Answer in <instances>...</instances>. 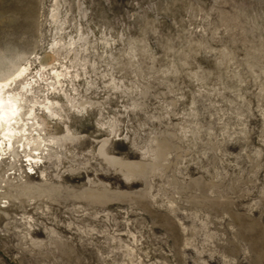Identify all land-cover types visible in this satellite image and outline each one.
I'll list each match as a JSON object with an SVG mask.
<instances>
[{
	"label": "rangeland",
	"instance_id": "obj_1",
	"mask_svg": "<svg viewBox=\"0 0 264 264\" xmlns=\"http://www.w3.org/2000/svg\"><path fill=\"white\" fill-rule=\"evenodd\" d=\"M27 62L61 109L0 161V264H264V0H0V78Z\"/></svg>",
	"mask_w": 264,
	"mask_h": 264
},
{
	"label": "bare ground",
	"instance_id": "obj_2",
	"mask_svg": "<svg viewBox=\"0 0 264 264\" xmlns=\"http://www.w3.org/2000/svg\"><path fill=\"white\" fill-rule=\"evenodd\" d=\"M57 3H53L50 10L49 20L51 18L52 23L57 21ZM82 13L83 11L80 14ZM62 33H65V28L63 26H59L57 31L54 33V35L56 34L58 36L59 41L55 42L56 40L53 38L50 49L57 47V45L61 43L62 38L60 37ZM69 41L70 42H68L67 47L72 48L74 43L71 40ZM28 64L29 62H27L25 66L18 65L10 76L5 77V79L0 78V161L3 160L2 157L7 155L11 157L12 160H15L17 157L22 155L21 157L25 158V162L29 166L30 170L34 166H37L38 163H41L43 156L47 152V145L44 144V141L40 138L38 133L36 134L35 139L30 137L32 134L27 132L28 126L29 124H32L35 127H31L32 131H35L41 127V125H39L37 122L38 116L36 114V110L39 107L45 114L48 115L49 118H55L57 117V114L54 109H61V105H59L57 102L52 103L47 97L44 104L35 103V101H33L35 97L29 100L23 97V94L30 95V92H32L33 89V82L31 83L30 78H27L30 71V66H28ZM51 70L52 71L50 74L53 75V81L52 83H49V86L51 87L50 90L57 91V89H60L62 96L71 110L84 113L86 108L93 107V104L90 101L79 102V100L76 99V90H74L76 87L72 82V78H70L72 79L70 80V83L72 82L71 86L73 95L65 93V82L70 77L67 72H58L57 70L53 69ZM77 78L78 75H76L75 79ZM16 83L22 85H20L21 88L19 89V92L13 93L14 91L12 90V87H14ZM26 103L29 105V109L27 111H25ZM36 105H38V107H36ZM65 130L67 137L64 139L68 141L74 140V137L71 136L67 126L65 127ZM51 144L55 145L56 141L51 140L50 145ZM100 153H104L103 147L101 148ZM104 157L106 161H110V163H112L114 166H118L120 168L119 171L126 178L142 176L144 171L143 166L132 163H123L120 160L117 161L107 158L105 155ZM86 196L99 199L105 196V194L90 193V195L87 194Z\"/></svg>",
	"mask_w": 264,
	"mask_h": 264
}]
</instances>
